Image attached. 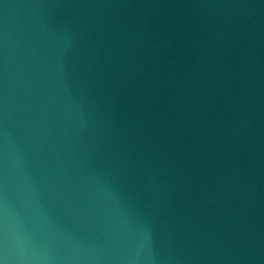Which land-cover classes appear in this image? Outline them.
<instances>
[{"label":"water","instance_id":"1","mask_svg":"<svg viewBox=\"0 0 264 264\" xmlns=\"http://www.w3.org/2000/svg\"><path fill=\"white\" fill-rule=\"evenodd\" d=\"M0 264H264V0H0Z\"/></svg>","mask_w":264,"mask_h":264}]
</instances>
